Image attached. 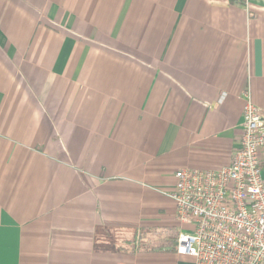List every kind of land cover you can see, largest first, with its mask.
I'll list each match as a JSON object with an SVG mask.
<instances>
[{"label":"crops","instance_id":"crops-1","mask_svg":"<svg viewBox=\"0 0 264 264\" xmlns=\"http://www.w3.org/2000/svg\"><path fill=\"white\" fill-rule=\"evenodd\" d=\"M248 98L264 0H0V264H193L165 193Z\"/></svg>","mask_w":264,"mask_h":264},{"label":"built area","instance_id":"built-area-1","mask_svg":"<svg viewBox=\"0 0 264 264\" xmlns=\"http://www.w3.org/2000/svg\"><path fill=\"white\" fill-rule=\"evenodd\" d=\"M174 180L165 195L179 226L176 256L193 264H264V112L250 98L229 165L178 170Z\"/></svg>","mask_w":264,"mask_h":264},{"label":"trees","instance_id":"trees-1","mask_svg":"<svg viewBox=\"0 0 264 264\" xmlns=\"http://www.w3.org/2000/svg\"><path fill=\"white\" fill-rule=\"evenodd\" d=\"M176 237H177V234L175 235V237H173V238L171 239V241H170V243H169V246L171 247V249L173 250V252H174V250H175Z\"/></svg>","mask_w":264,"mask_h":264},{"label":"rangeland","instance_id":"rangeland-1","mask_svg":"<svg viewBox=\"0 0 264 264\" xmlns=\"http://www.w3.org/2000/svg\"><path fill=\"white\" fill-rule=\"evenodd\" d=\"M183 229H184V230H186V229H187V227H183ZM177 232H178V230H177Z\"/></svg>","mask_w":264,"mask_h":264}]
</instances>
